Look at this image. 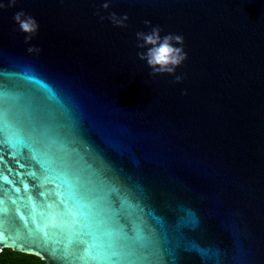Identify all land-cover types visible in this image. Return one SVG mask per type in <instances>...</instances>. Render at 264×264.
Instances as JSON below:
<instances>
[{"label": "water", "instance_id": "water-1", "mask_svg": "<svg viewBox=\"0 0 264 264\" xmlns=\"http://www.w3.org/2000/svg\"><path fill=\"white\" fill-rule=\"evenodd\" d=\"M104 2L0 10V251L264 264V0ZM21 10L39 24L29 43ZM156 25L184 38L179 83L138 58Z\"/></svg>", "mask_w": 264, "mask_h": 264}, {"label": "clouds", "instance_id": "clouds-1", "mask_svg": "<svg viewBox=\"0 0 264 264\" xmlns=\"http://www.w3.org/2000/svg\"><path fill=\"white\" fill-rule=\"evenodd\" d=\"M17 0H7V4L0 3V10L15 7ZM111 5V0H105L102 4L104 10H108ZM95 15L99 16L101 21L105 19L100 15V11L97 10ZM14 21L18 24L19 30L27 34L25 36V43H29L32 38L37 34L39 30V24L37 20L25 13L23 10L14 14ZM108 20L116 27H126V21L129 17L127 14L118 16L115 12L110 13L107 17ZM145 26H151L150 20H144ZM162 29L159 25L151 27L150 33L139 31L136 33V38L142 43H138L137 47L146 48V52L137 53L138 58L142 61H146L148 67L151 69L150 76H157L163 74L175 75L177 67H179L186 59L187 53L183 49L184 38L182 35L168 34L161 37ZM174 44L181 45L180 47L173 46ZM151 45V47H149ZM29 53L39 54L41 51L38 47H29L27 49ZM185 77L175 75L174 82H181ZM186 94V93H185Z\"/></svg>", "mask_w": 264, "mask_h": 264}, {"label": "trees", "instance_id": "trees-1", "mask_svg": "<svg viewBox=\"0 0 264 264\" xmlns=\"http://www.w3.org/2000/svg\"><path fill=\"white\" fill-rule=\"evenodd\" d=\"M0 264H46V261L33 254L4 248L0 251Z\"/></svg>", "mask_w": 264, "mask_h": 264}, {"label": "snow or ice", "instance_id": "snow-or-ice-1", "mask_svg": "<svg viewBox=\"0 0 264 264\" xmlns=\"http://www.w3.org/2000/svg\"><path fill=\"white\" fill-rule=\"evenodd\" d=\"M0 203H2V201H0ZM2 214H3V209H0V223H2ZM31 219V217H29V220ZM28 221H26L27 223ZM3 233V228L0 227V236H2ZM33 234H39L41 236L46 237L47 236V231L46 230H42V226H34L33 228ZM6 242H10L9 240H5V239H0V243H6ZM92 249L85 246L82 250H81V256H80V261L81 264H87L88 261H94V260H99L100 257L99 256H95L92 255Z\"/></svg>", "mask_w": 264, "mask_h": 264}]
</instances>
